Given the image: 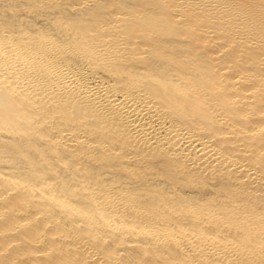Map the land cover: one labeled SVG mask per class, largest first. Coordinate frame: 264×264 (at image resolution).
Instances as JSON below:
<instances>
[{"label": "bare ground", "instance_id": "6f19581e", "mask_svg": "<svg viewBox=\"0 0 264 264\" xmlns=\"http://www.w3.org/2000/svg\"><path fill=\"white\" fill-rule=\"evenodd\" d=\"M0 264H264V0H0Z\"/></svg>", "mask_w": 264, "mask_h": 264}]
</instances>
